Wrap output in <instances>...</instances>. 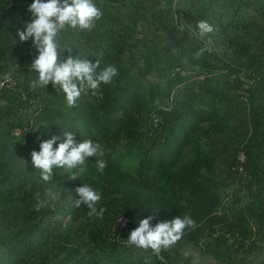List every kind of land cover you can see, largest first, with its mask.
<instances>
[{
  "label": "trees",
  "instance_id": "obj_1",
  "mask_svg": "<svg viewBox=\"0 0 264 264\" xmlns=\"http://www.w3.org/2000/svg\"><path fill=\"white\" fill-rule=\"evenodd\" d=\"M161 1V7L149 8L144 0H96L103 16L94 29L69 28L59 34L61 49H72L73 57L99 60L97 72L109 65L118 69L111 84H101L102 99L88 90L74 107L51 83L31 88L38 78L29 70L37 52L31 39L19 42L17 30L30 22L33 0L0 16V71L15 69L0 84V264H103L102 259L112 264H202L171 248L156 256L151 249L130 246L126 236L112 233L121 217L133 220L134 229L149 215L155 217L154 225L188 214L197 226L185 229L179 242L195 244L221 263L263 239L264 0ZM9 3L0 0V11ZM118 3L129 8L116 12ZM181 16L195 27V40L187 39V26L179 37L171 36L182 24ZM141 20L154 23L156 33L135 35ZM200 20L216 31L201 37ZM158 30L169 34L166 42ZM207 37L219 52L198 42ZM202 48L207 51L197 58ZM68 55L61 52L62 58ZM151 73L156 80L148 78ZM31 104L36 105L34 114L26 123L18 105ZM153 113L159 116L154 124ZM34 126L36 138L24 132ZM64 131L74 132L77 142L99 144L125 135L126 150L104 160L103 173L96 167L100 157H89L76 180L56 169L52 183L65 176L72 202H49L37 211L35 193L42 195L49 183L34 168L31 152L52 136L62 140ZM215 174L226 185H238L247 199L225 205L223 192L213 185ZM83 183L101 191L97 208L106 209L103 219L88 216L86 206H75V190ZM66 213L69 227L61 220ZM80 233L91 243L84 250L76 240ZM255 264H264V256Z\"/></svg>",
  "mask_w": 264,
  "mask_h": 264
},
{
  "label": "clouds",
  "instance_id": "obj_2",
  "mask_svg": "<svg viewBox=\"0 0 264 264\" xmlns=\"http://www.w3.org/2000/svg\"><path fill=\"white\" fill-rule=\"evenodd\" d=\"M28 11L31 13V20L26 22L25 28L17 30V35L21 43L31 39L37 52L29 70L37 73L38 78L31 81V88H46L51 83L53 88L58 87L63 91L69 107H74L81 94L88 90L102 99L101 84L113 82V78L118 75L117 67L109 65L97 72L99 60L93 63L87 58L73 57L72 49H61L57 39L61 32L69 28L80 31L94 29L96 22L103 16L102 8L97 6L96 0H33L28 5ZM197 28L201 37L216 31L215 26L206 20L198 21ZM64 50L69 53L66 58L61 57ZM205 51L207 49H200L196 57H200ZM58 140L61 142L57 144ZM39 149L31 152L32 164L40 171L41 178L46 183L53 181L56 169L69 172V180H76L86 170L89 157L104 155L101 144L91 139L77 142L71 131H64L62 140L59 136H52L42 141ZM106 166L104 160L96 159V167L101 173ZM75 191L79 197L74 201L75 206H86L88 216L103 219L106 209L97 208L102 200L101 191L87 183H83ZM35 198V208L39 211L46 208L50 201L56 200L57 193L49 187L44 189L42 195L39 191L36 192ZM121 219L122 217L119 220ZM154 219L153 215H149L139 220L138 227L130 231L127 243L144 250L151 249L156 256L180 241L185 229L197 226L188 214L153 225Z\"/></svg>",
  "mask_w": 264,
  "mask_h": 264
},
{
  "label": "rangeland",
  "instance_id": "obj_3",
  "mask_svg": "<svg viewBox=\"0 0 264 264\" xmlns=\"http://www.w3.org/2000/svg\"><path fill=\"white\" fill-rule=\"evenodd\" d=\"M23 0H10L9 5L3 10L0 11V16L4 17L7 16L9 14H11L16 7L22 2ZM160 3L163 5V3L160 1ZM122 7H117V10H119V12L122 10ZM223 18H227V14H224ZM180 20L182 22V24L179 25L178 27V31L175 33H171V36L173 38L179 37L184 29V26L188 27V34H187V39L188 40H195L196 37H194L191 32L196 31L195 27L193 26V24L191 22H186L185 21V17H180ZM155 34V24L152 22H148L147 20H141L139 21L136 25H135V31L134 34L135 35H143V34ZM158 37L160 38V41L162 43L166 42L167 39L169 38V34L164 32L163 30H158L157 31ZM201 44L207 46L208 50H210L213 54L219 52V47L213 45L212 42H210L209 37H207L206 39H202V38H198ZM122 57L125 60H128V54L127 53H123ZM15 69L14 68H3L0 71V84H2V82L4 80L7 79H11L12 78V74L14 73ZM148 78L151 80H156V76L154 73H151L148 75ZM245 82H248L245 79ZM245 86H247V84H245ZM4 100L0 99V103H3ZM205 104L210 105L209 102L206 100ZM35 104H31L28 107H21L20 105H18V109L19 112L21 113L24 121L26 123H29L33 114H34V108H35ZM155 115L154 113L151 114V117ZM152 123H157L153 120L152 118ZM37 130L38 127L34 126L33 128H25L24 132H26L27 134H29L30 136H34L35 138L37 137ZM18 131V130H17ZM202 138L204 139V137L202 136ZM103 149H104V155L101 156L100 158L103 160H110L111 156L115 153H120V152H124L126 149V136L122 135L116 139H111L109 144L103 143L101 144ZM156 151V150H155ZM213 185L215 187H217L221 192H223V203L225 205L227 204H240L242 202H244L247 197L245 195H243V190H238V185L236 184H225L224 181H222L221 177L219 175H213ZM49 187H51L53 189V191H55L57 193V199L54 201H50L51 204H59L61 205L62 203L66 202V203H71L72 202V198H73V191H72V185L69 182V180L65 177V176H61L57 181L55 182H51L49 183ZM69 215L66 213L63 216H61V220L63 222V226L65 227H69L68 223H69ZM120 219V218H119ZM117 220V222L114 224L113 228H112V233L116 232L115 236H126V238H128V234H130V231L133 230L132 224H134L133 220H129L128 218H124L122 217L121 220ZM76 223H72L71 227H75ZM79 233V230L76 231V233ZM75 233V232H72ZM128 235V236H127ZM80 245L82 246V250L85 249V247L88 245H90L91 243L88 241L87 237H86V233H80V237L76 239ZM188 248V249H187ZM171 250L174 252H177L179 254H183L185 255L184 252L188 253V255H198L201 257V262L202 264H255L258 260L262 259L264 256V237L261 240H258V244L257 247L248 251V252H243V253H239L235 256V258L233 260H231L230 262L227 263H220L219 261H216L215 259L211 258V257H207V258H203V254H207V253H202L199 246L195 245V244H184L181 242H177L173 247H171ZM193 253L192 254H190ZM138 253H140V251H138ZM207 256V255H205ZM211 256V255H210ZM194 257V256H193ZM101 262L103 264H112L109 260L106 259H102Z\"/></svg>",
  "mask_w": 264,
  "mask_h": 264
},
{
  "label": "crops",
  "instance_id": "obj_4",
  "mask_svg": "<svg viewBox=\"0 0 264 264\" xmlns=\"http://www.w3.org/2000/svg\"><path fill=\"white\" fill-rule=\"evenodd\" d=\"M160 1L161 0H144V2H145V4L147 5V7H149V8H152V7H161L162 6V4L160 3ZM162 2V1H161ZM117 7H122L123 9L119 12V10H117ZM129 8V6L128 5H122V4H116L115 6H114V10L116 11V12H119V13H121L124 9H128ZM148 21V20H147ZM148 22H150V21H148ZM187 244H192V243H187ZM188 249V248H187ZM185 253V255H188V253H186V252H184ZM203 253V252H202ZM190 254H192L193 255V253H191L190 252ZM204 256H203V258H207V257H211V258H213L212 256H210V254H203ZM205 255H207V256H205ZM194 256V258H196L198 261H201V257L200 256H198V255H193ZM213 259H215V258H213ZM216 261H218L217 259H215ZM220 262V261H219ZM221 263V262H220Z\"/></svg>",
  "mask_w": 264,
  "mask_h": 264
},
{
  "label": "built area",
  "instance_id": "obj_5",
  "mask_svg": "<svg viewBox=\"0 0 264 264\" xmlns=\"http://www.w3.org/2000/svg\"><path fill=\"white\" fill-rule=\"evenodd\" d=\"M152 118H153V120H154L155 122H157V121L159 120V116H157L156 114L153 115Z\"/></svg>",
  "mask_w": 264,
  "mask_h": 264
}]
</instances>
